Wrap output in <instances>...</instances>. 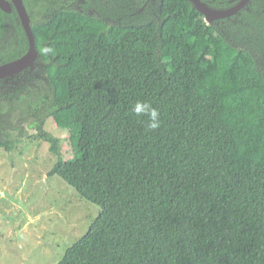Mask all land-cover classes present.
I'll list each match as a JSON object with an SVG mask.
<instances>
[{"label": "trees", "instance_id": "16d2710c", "mask_svg": "<svg viewBox=\"0 0 264 264\" xmlns=\"http://www.w3.org/2000/svg\"><path fill=\"white\" fill-rule=\"evenodd\" d=\"M22 1L37 59L0 80V149L34 131L48 176L100 209L57 264H264V0L210 23L188 0ZM27 50L0 10V65ZM49 118L76 130V161Z\"/></svg>", "mask_w": 264, "mask_h": 264}, {"label": "rangeland", "instance_id": "374dc122", "mask_svg": "<svg viewBox=\"0 0 264 264\" xmlns=\"http://www.w3.org/2000/svg\"><path fill=\"white\" fill-rule=\"evenodd\" d=\"M65 162L78 159L77 132L46 120ZM9 152L0 149V264H57L87 232L99 207L57 176L50 144L29 131Z\"/></svg>", "mask_w": 264, "mask_h": 264}, {"label": "water", "instance_id": "95a60500", "mask_svg": "<svg viewBox=\"0 0 264 264\" xmlns=\"http://www.w3.org/2000/svg\"><path fill=\"white\" fill-rule=\"evenodd\" d=\"M188 1L191 2L194 8L204 16L205 20L208 23H210L213 20H219L233 16L241 8H243L247 2H249V0H239L238 3H236L234 6L230 8L223 10H216V9H212L211 7L207 6L205 3L201 2V0H188ZM12 5L19 17L20 23L26 34L27 42H28V50L23 56L19 57L18 59L0 65V80L6 78H13L19 75L21 72L25 71L26 69L33 70L34 63L37 59V51L34 43V36L32 34L29 23V17L22 3V0H10V2L6 0H0V9L5 13L11 12Z\"/></svg>", "mask_w": 264, "mask_h": 264}, {"label": "clouds", "instance_id": "9594fccd", "mask_svg": "<svg viewBox=\"0 0 264 264\" xmlns=\"http://www.w3.org/2000/svg\"><path fill=\"white\" fill-rule=\"evenodd\" d=\"M53 52L51 47H44L40 49L41 55H47L48 53ZM131 112L139 117H147L148 128L150 130H156L160 127V118L158 109L152 107V105L145 101H137L134 105L131 106Z\"/></svg>", "mask_w": 264, "mask_h": 264}, {"label": "flooded vegetation", "instance_id": "af4514ba", "mask_svg": "<svg viewBox=\"0 0 264 264\" xmlns=\"http://www.w3.org/2000/svg\"><path fill=\"white\" fill-rule=\"evenodd\" d=\"M6 1L10 2V0H6ZM250 1H251V0H249V2H250ZM249 2H247L246 5H247ZM22 3H23V1H22ZM237 3H238V2H237ZM246 5H245V6H246ZM74 6L77 7V8L80 6V5H79V0H78V2H77L76 4H74ZM245 6H244V7H245ZM11 7H12L11 12H10V13H6V14H11L12 11L15 10L14 7H13V5H12ZM24 7H25V6H24ZM244 7H243V8H244ZM0 10H1V9H0ZM240 10H242V8H241ZM240 10H239V11H240ZM1 11H2V10H1ZM239 11H238V12H239ZM2 12H3V11H2ZM26 12H27V11H26ZM238 12H237V13H238ZM4 13H5V12H4ZM237 13H236V14H237ZM234 15H235V14H234ZM17 16H18V15H17ZM230 17H231V16H230ZM18 18H19V17H18ZM228 18H229V17H228ZM224 19H225V18H224ZM219 20H220V19H219ZM19 21H20V20H19ZM29 23H30V21H29ZM20 24H21V23H20ZM21 26H22V25H21ZM30 27H31V25H30ZM22 28H23V27H22ZM23 30H24V29H23ZM25 35H26V34H25ZM17 59H18V58H17Z\"/></svg>", "mask_w": 264, "mask_h": 264}]
</instances>
